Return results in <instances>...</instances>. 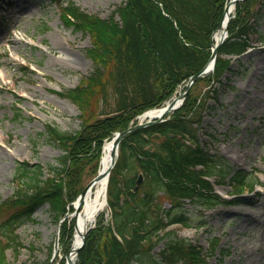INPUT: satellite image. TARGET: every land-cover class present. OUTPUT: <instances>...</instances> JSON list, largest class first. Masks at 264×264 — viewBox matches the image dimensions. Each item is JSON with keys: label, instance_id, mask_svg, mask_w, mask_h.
Segmentation results:
<instances>
[{"label": "trees", "instance_id": "16d2710c", "mask_svg": "<svg viewBox=\"0 0 264 264\" xmlns=\"http://www.w3.org/2000/svg\"><path fill=\"white\" fill-rule=\"evenodd\" d=\"M51 1L67 26L90 35L88 54L95 66L75 88L61 92L81 109V128L72 133L46 125L49 138L65 151L62 167L48 166L45 175L43 165L18 164L17 189L0 203V264H9L5 252L10 242H2V236L14 238L20 223L46 202L63 218L83 190L86 165L92 164L97 174L105 140L136 123L144 111L164 105L203 68L228 0H126L109 18L71 0ZM263 5L264 0L238 2L213 72L193 84L168 119L124 136L109 178V218L102 213L88 231L76 264L209 263L200 245L180 238L171 228L192 226L182 206L186 200L203 208L238 203V196L258 179L248 182V172L235 170L222 154L201 142L196 124L201 106L194 87L200 81H219L228 68L225 56L246 51ZM214 90L209 88L205 97ZM139 173L144 179L135 190ZM215 183L230 184L236 198L218 195ZM61 231L70 242L73 224L63 223ZM162 240L164 248L156 255L153 249ZM217 242L214 238L213 248Z\"/></svg>", "mask_w": 264, "mask_h": 264}, {"label": "rangeland", "instance_id": "374dc122", "mask_svg": "<svg viewBox=\"0 0 264 264\" xmlns=\"http://www.w3.org/2000/svg\"><path fill=\"white\" fill-rule=\"evenodd\" d=\"M71 1L89 13L109 18L126 0ZM232 14L234 17L235 11ZM115 18L120 20V15ZM256 28L246 52L225 56L228 68L219 81H200L194 92L201 106L196 123L201 142L222 154L235 170L248 172V182L258 177L264 184V5ZM91 45L90 35L67 26L51 0H0V203L17 189L19 163L43 165L45 175L48 166L62 167L65 151L49 138L46 125L72 133L81 128V109L61 92L75 88L94 71L88 54ZM211 87L216 90L205 97ZM84 174L85 187L95 175L92 164L86 165ZM263 187L256 183L254 189H245L237 204L203 208L186 200L181 210L192 226L174 224L171 228L180 238L208 251L209 264H254L257 259L264 264ZM215 188L223 197L233 193L228 183ZM68 208L61 218L46 202L20 223L14 238L2 236V242H10L5 252L8 263L66 264L65 253L74 235L66 242L62 224L72 223L75 233L74 208ZM106 211L108 206L89 227ZM214 237L219 242L212 248ZM163 248L162 240L154 254L159 255Z\"/></svg>", "mask_w": 264, "mask_h": 264}, {"label": "bare ground", "instance_id": "6f19581e", "mask_svg": "<svg viewBox=\"0 0 264 264\" xmlns=\"http://www.w3.org/2000/svg\"><path fill=\"white\" fill-rule=\"evenodd\" d=\"M235 7V0L228 1V11L222 26L215 32V41L222 37V34L227 25V19L233 13ZM17 41L22 39L16 38ZM162 109L156 108L154 110L148 111L143 115V118H153L159 115ZM113 152V140L110 139L106 141L103 150V156L101 160V170H106L111 166ZM107 185L108 178L103 177L95 184L89 186L87 190L79 197L78 200L74 202L75 210L73 212V217L75 221V236L73 241V248L70 252L72 262L74 261V250L80 245L82 241V235L88 229L90 225L95 223L98 215L106 209L107 207ZM260 260H255L254 264H260Z\"/></svg>", "mask_w": 264, "mask_h": 264}, {"label": "water", "instance_id": "95a60500", "mask_svg": "<svg viewBox=\"0 0 264 264\" xmlns=\"http://www.w3.org/2000/svg\"><path fill=\"white\" fill-rule=\"evenodd\" d=\"M238 1H241V0H235V3H237ZM227 11H228V5H226V7H225L224 16H223L218 28L212 34L210 43H211L213 52H212V55L209 58L208 62L206 63V65L200 71H198L197 73H195L194 75L191 76V78L189 79L188 83L186 84L185 90L181 91L177 97H175L169 103H167V105L162 108V112L159 115L155 116L154 118L147 119V120H141L140 119L135 125H132V126L128 127L127 129L116 133V135L114 137V142H113V152H112L111 166L108 169H106V170L99 171L98 175L85 187V189L82 192V194L87 190V188L89 186L93 185L94 183H96L97 181L102 179L103 177H106V176L108 177L109 176L112 167L116 163V155L118 154V149H119L120 142H121L122 138L126 134H128V133H130V132H132V131H134L136 129H139V128H142L144 126H147V125H149L151 123L161 122V121L165 120L166 116L169 113L175 111L177 108H179L182 105V103L184 102L185 98L188 95V92H189L192 84L200 76H202L205 73H207L210 70H212V68L214 67V63H215V59H216V56H217V53H218V49H219L220 45L224 42V40L227 38L230 17H228V19H227L228 20L227 21V25H226V28H225L223 34H222V37L219 40H217L216 42L214 41V34L222 26V23L224 22V20L226 18V15H227ZM142 179H143V175L140 174L138 179H137V184H136L135 189H138V187L140 186V184L142 182ZM86 233H87V230L82 235V241H81L80 245H78L75 248L74 255H77L79 250H80V248L84 245L85 240H86ZM58 239H59V236L57 237L56 246H58ZM72 248L66 254V259H67V263L68 264H73L72 259H71V255H70V252L72 251Z\"/></svg>", "mask_w": 264, "mask_h": 264}]
</instances>
